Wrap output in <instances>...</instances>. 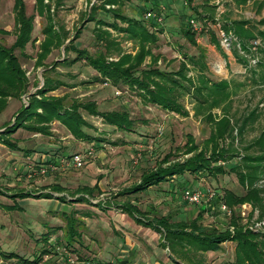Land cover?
Segmentation results:
<instances>
[{
  "label": "rangeland",
  "instance_id": "rangeland-1",
  "mask_svg": "<svg viewBox=\"0 0 264 264\" xmlns=\"http://www.w3.org/2000/svg\"><path fill=\"white\" fill-rule=\"evenodd\" d=\"M13 2L0 0V28L9 32L0 33V43L7 47L15 38ZM24 2L26 13L33 15L32 39L24 49L26 56L18 49L14 52L25 71L28 87L20 97L8 98L7 106L0 112V133L16 147L7 146L0 137V264H124L125 257L131 259L130 264H237L235 241H224L218 250L204 253L187 246L183 248L187 255L182 257L172 251L162 230L139 224L116 206V203L131 202L141 210L140 215L148 219L156 221L163 216L172 222L192 219L202 211L206 228L217 230L233 231L230 219L238 216L244 227L264 231L261 226L264 216L261 217L258 207L247 201L229 206L217 193L212 199L197 203L183 199V190L190 187L243 193L233 172L223 175L185 172L144 190L127 192L139 183L144 172L157 165L165 167L188 159L198 148L204 147L212 125L205 117L194 114L197 98L193 88L183 82L189 90L182 91L178 101L188 114L181 115L144 100L143 89L113 85L85 60L71 62L75 54L66 52L64 46L78 29L80 34L74 41L77 47L91 55L105 50L96 39V22L87 21L86 15L92 4L100 7L102 0L52 1V23L56 29H65L69 39L53 47L43 60V66H37L36 56L44 38L42 27L47 20L44 14H38L35 0ZM157 3L164 7L163 22L160 26H150L158 36L150 47L153 54L160 55L158 66L162 70L177 71L183 61L181 54L197 57L200 53L207 65L204 75L212 81L225 79L229 83L228 111L232 120L253 110L257 113L255 120L246 126L242 140L234 141L239 155L225 163L228 169L240 159L243 148L264 129V73L255 63L259 54L254 57L246 54V65L234 57L229 38L220 25L224 17L258 20L264 16V6L258 10L251 1L237 3L235 0H193L192 5L186 0H120L111 8L143 20L145 11ZM106 13L98 9L96 18H113ZM190 18L201 27L195 34L196 45L182 33ZM108 29L122 50L135 51L133 40L122 32ZM211 31L219 39L222 50L211 42ZM114 56L108 59H116ZM148 62L149 57L145 63ZM188 76L198 85V69L188 65ZM44 78L56 86L47 95L63 97L65 106L73 100H89L95 102L98 111L124 110L133 120L132 129H118L105 123L100 114L82 109L81 115L91 125L84 128L93 136L90 140L74 137L58 120L48 123L49 134L16 126V113L28 105L31 94L43 88ZM212 111L219 114L220 108ZM8 128H11L10 133L6 132ZM189 135L192 144H198L195 151H187L191 145ZM77 152L85 156L81 167L60 163V158ZM248 152L257 154L260 150L252 147ZM162 159L167 161L160 164ZM53 184L62 190H51ZM257 184H264V176ZM84 186H94L92 195L85 193L88 200H78ZM44 191H50L53 197H38ZM61 195L66 197L64 202L57 198ZM221 203H225V209L220 207ZM70 226L75 231L72 239L69 238ZM170 256H175L177 262Z\"/></svg>",
  "mask_w": 264,
  "mask_h": 264
},
{
  "label": "trees",
  "instance_id": "trees-1",
  "mask_svg": "<svg viewBox=\"0 0 264 264\" xmlns=\"http://www.w3.org/2000/svg\"><path fill=\"white\" fill-rule=\"evenodd\" d=\"M52 1L53 0H35V8L39 15H45L47 23L42 27L44 35L40 42V51L37 52L36 65L43 66V60L46 59L53 47L61 46L65 43L68 33L65 29H56L52 23ZM237 3H246L251 1L258 10L264 6V0H235ZM120 0H102L101 6H90L87 11V21H95L97 27L96 39L104 47L103 52L91 55L85 49H81L74 44L75 38L80 34L79 29L69 43L65 44L64 50L74 52L71 62L85 60L88 65L95 69L102 78H107L113 85L126 84L131 87H137L145 91L142 94L144 100L158 105L164 109L173 111L181 115H187L188 111L178 101V96L182 91H188L189 88L183 83H188L195 93L197 105L194 108L196 116H203L205 120L211 123L209 136L204 141V147L198 148L188 159L173 163L168 166H159L144 172L138 184L127 192H137L147 187L158 184L159 182L173 176L181 175L185 172L205 173L207 175L226 174L233 172L239 184L244 189L243 193H235L225 189L223 193H217L220 199L224 200L229 206L249 202L253 207L260 209L261 217L264 216V184H257L264 176V129L260 135L243 148L244 152L238 161L234 162L228 169L225 163L239 155L237 147L234 145L235 140H242L246 126L253 122L257 116L256 111H250L247 115L237 120H232L229 115L230 91L227 80L212 81L207 75H204L207 65L203 61V55L199 53L197 57L179 53L183 56L180 67L177 71L162 70L157 62L159 54H153L150 45L156 43L158 36L150 26H155V22L135 17L127 16L118 11L116 8L106 7L105 4H117ZM98 9L104 10L113 17L106 19L102 16L96 18ZM14 14V41L11 46L7 47L0 43V112L7 106L8 98L20 97L27 90L28 80L25 71L21 66L20 59L14 50L18 49L22 56H26L24 49L32 39L33 15H28L25 9L24 0H14L12 6ZM194 19V18H193ZM120 21L124 25L118 23ZM183 31V35L194 45L196 31H193L189 21ZM220 29L228 36L232 45V53L239 61L247 64L246 54L253 57L259 54L260 57L255 61L256 65L264 73V16L258 20L252 19H230L224 17ZM112 28L117 32L124 33L135 43V51L126 52L119 47V43L114 39L111 31ZM0 33H9L0 28ZM235 38V39H233ZM211 42L220 50L219 39L215 34L210 32ZM115 54L116 59L108 58ZM149 62L146 64V58ZM188 65L198 69V85L192 83L188 76ZM255 71L254 68H250ZM264 77V74H262ZM56 86L47 78H44L43 88L37 93L30 95L29 103L22 106L15 116V125L22 126L25 129L49 134L48 123L58 120L68 131L76 138L81 140L93 139L85 127L91 126L89 122L81 115L80 110H85L90 114H100L105 123L115 126L122 130H131L133 120L124 110L98 111L93 101L73 100L67 106L63 103V97L47 95L49 90ZM36 94L40 95L38 98ZM38 108L41 111H38ZM214 108H220V113L213 112ZM14 125V126H15ZM13 128V127H11ZM11 128L6 129L10 133ZM235 131V133H234ZM1 140L9 147L16 148L14 143L8 142L2 137ZM191 143L187 151H195L198 144H192L191 135L188 136ZM187 143V142H186ZM258 147L259 153L248 152L249 148ZM162 159L159 163H164ZM219 162H224L219 163ZM158 163V164H159ZM93 187H82L81 197L78 200H88L85 193L90 196ZM51 190L61 191L57 185H51ZM126 191H123L125 193ZM38 197H53L50 191L41 192ZM60 201L65 200V196L57 197ZM217 198V197H216ZM116 206L122 209V212L128 213L135 221L155 231L162 230L164 237L171 246V249L177 255H187L183 251L184 247L193 248L196 252H207L208 250H218L222 242L230 240L235 241V261L237 264L244 261L248 264H264V231L262 229L253 230L244 227L239 222L238 216L230 219L229 228L217 230L215 228H206L203 224V212L199 211L197 215L189 220L172 222L169 218L160 216L156 219H148L142 214L141 210L133 203H116ZM262 227L264 225H261ZM75 231L72 226L69 229V238L72 239ZM164 245V243H163ZM12 255H8L11 257ZM171 257V256H170ZM177 262V258L171 257ZM110 264V263H106Z\"/></svg>",
  "mask_w": 264,
  "mask_h": 264
},
{
  "label": "built area",
  "instance_id": "built-area-1",
  "mask_svg": "<svg viewBox=\"0 0 264 264\" xmlns=\"http://www.w3.org/2000/svg\"><path fill=\"white\" fill-rule=\"evenodd\" d=\"M114 6L113 4H106V7H112ZM163 5L157 3L154 6H151L147 11H145L144 13V18L148 21H152L155 22V25L160 26L163 22ZM189 24L192 28L193 31L199 32L201 30L200 25L198 24V22L195 21V19L190 18L189 20ZM91 151H89L90 153ZM84 154L83 153H73L70 156L63 157L60 158L59 161L60 163L64 164L65 166H74V167H81L84 164ZM43 168V167H41ZM215 195V191H202L198 188H186L183 190L182 196L183 199L190 202V203H197V202H201L205 199H212ZM220 207L222 209L226 208L225 203H221ZM227 211L229 212V210L227 209ZM70 260V259H69ZM72 261V260H70Z\"/></svg>",
  "mask_w": 264,
  "mask_h": 264
},
{
  "label": "crops",
  "instance_id": "crops-1",
  "mask_svg": "<svg viewBox=\"0 0 264 264\" xmlns=\"http://www.w3.org/2000/svg\"><path fill=\"white\" fill-rule=\"evenodd\" d=\"M186 1H188L190 4L189 5H192V2H193V0H186ZM106 5V4H105ZM113 5H115V4H113ZM190 14H191V11H190ZM189 14V15H190ZM189 15H188V17H189ZM131 17V16H130ZM185 22V21H184ZM172 24H174V22L172 23ZM183 33V32H182ZM195 38V37H194ZM195 41L197 42V40H196V38H195ZM112 57V56H111ZM114 58H115V56H114ZM116 228V227H115ZM123 259H126L125 261L124 260H122V262L124 263V264H130L131 263V259L129 258V257H125V258H123ZM121 260V259H120Z\"/></svg>",
  "mask_w": 264,
  "mask_h": 264
}]
</instances>
